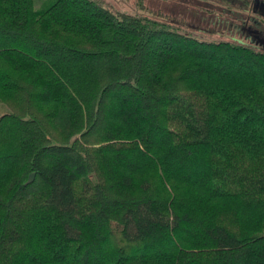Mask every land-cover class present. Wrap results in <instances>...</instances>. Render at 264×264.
<instances>
[{
  "label": "trees",
  "instance_id": "1",
  "mask_svg": "<svg viewBox=\"0 0 264 264\" xmlns=\"http://www.w3.org/2000/svg\"><path fill=\"white\" fill-rule=\"evenodd\" d=\"M212 1L264 19V0ZM246 31L0 0V264H264V47Z\"/></svg>",
  "mask_w": 264,
  "mask_h": 264
},
{
  "label": "rangeland",
  "instance_id": "2",
  "mask_svg": "<svg viewBox=\"0 0 264 264\" xmlns=\"http://www.w3.org/2000/svg\"><path fill=\"white\" fill-rule=\"evenodd\" d=\"M48 0H35L41 9ZM113 12L148 17L154 21L179 28L198 40L206 42H238L251 44L250 30H257L264 38V19L252 9L236 14L212 0H100ZM260 22L257 25L254 22ZM246 29V30H243ZM256 47V45H253ZM8 111L0 103V117Z\"/></svg>",
  "mask_w": 264,
  "mask_h": 264
},
{
  "label": "water",
  "instance_id": "3",
  "mask_svg": "<svg viewBox=\"0 0 264 264\" xmlns=\"http://www.w3.org/2000/svg\"><path fill=\"white\" fill-rule=\"evenodd\" d=\"M257 6H260V5H259V2L257 3ZM262 7L264 8V5H262ZM256 39H257V40H256V41L253 40V42H256L257 45H260V46L264 47V38H260L259 36H256ZM34 178H35V174H32V175L30 176L29 181H28L27 184H31V183L34 181Z\"/></svg>",
  "mask_w": 264,
  "mask_h": 264
},
{
  "label": "flooded vegetation",
  "instance_id": "4",
  "mask_svg": "<svg viewBox=\"0 0 264 264\" xmlns=\"http://www.w3.org/2000/svg\"><path fill=\"white\" fill-rule=\"evenodd\" d=\"M254 35V34H253Z\"/></svg>",
  "mask_w": 264,
  "mask_h": 264
}]
</instances>
